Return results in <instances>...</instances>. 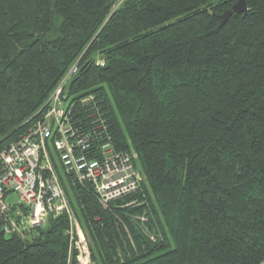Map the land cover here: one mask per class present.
Instances as JSON below:
<instances>
[{
  "label": "trees",
  "instance_id": "trees-1",
  "mask_svg": "<svg viewBox=\"0 0 264 264\" xmlns=\"http://www.w3.org/2000/svg\"><path fill=\"white\" fill-rule=\"evenodd\" d=\"M238 1L0 0V152L76 65L71 124L139 174L104 207L55 163L90 264H264V0L221 25ZM5 215L0 264H79L66 214L23 235Z\"/></svg>",
  "mask_w": 264,
  "mask_h": 264
},
{
  "label": "built area",
  "instance_id": "built-area-1",
  "mask_svg": "<svg viewBox=\"0 0 264 264\" xmlns=\"http://www.w3.org/2000/svg\"><path fill=\"white\" fill-rule=\"evenodd\" d=\"M76 72L73 65L28 131L0 152V213L7 215L5 233L18 235L66 214L77 262L90 264L87 239L74 218L55 163L59 172L88 182L104 207L135 192L140 178L132 158L115 151L106 139L101 140L99 157L90 156L87 138L71 124V106L62 98Z\"/></svg>",
  "mask_w": 264,
  "mask_h": 264
},
{
  "label": "water",
  "instance_id": "water-1",
  "mask_svg": "<svg viewBox=\"0 0 264 264\" xmlns=\"http://www.w3.org/2000/svg\"><path fill=\"white\" fill-rule=\"evenodd\" d=\"M246 5L245 2L243 0H239L236 4H234L232 6V8L226 12H224L220 19H221V25H223L224 23H226V21L228 20V18L231 15H239V14H245L246 13Z\"/></svg>",
  "mask_w": 264,
  "mask_h": 264
},
{
  "label": "rangeland",
  "instance_id": "rangeland-1",
  "mask_svg": "<svg viewBox=\"0 0 264 264\" xmlns=\"http://www.w3.org/2000/svg\"><path fill=\"white\" fill-rule=\"evenodd\" d=\"M46 226V225H45ZM45 226H43V227H45Z\"/></svg>",
  "mask_w": 264,
  "mask_h": 264
},
{
  "label": "bare ground",
  "instance_id": "bare-ground-1",
  "mask_svg": "<svg viewBox=\"0 0 264 264\" xmlns=\"http://www.w3.org/2000/svg\"><path fill=\"white\" fill-rule=\"evenodd\" d=\"M92 263V262H91Z\"/></svg>",
  "mask_w": 264,
  "mask_h": 264
}]
</instances>
